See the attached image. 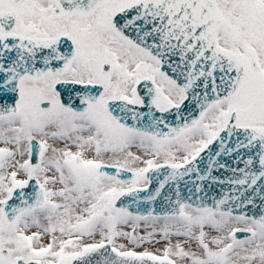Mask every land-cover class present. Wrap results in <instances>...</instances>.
I'll return each instance as SVG.
<instances>
[{
  "label": "snow or ice",
  "instance_id": "obj_1",
  "mask_svg": "<svg viewBox=\"0 0 264 264\" xmlns=\"http://www.w3.org/2000/svg\"><path fill=\"white\" fill-rule=\"evenodd\" d=\"M0 264H264V0H0Z\"/></svg>",
  "mask_w": 264,
  "mask_h": 264
}]
</instances>
